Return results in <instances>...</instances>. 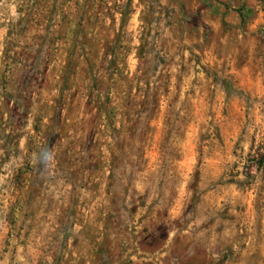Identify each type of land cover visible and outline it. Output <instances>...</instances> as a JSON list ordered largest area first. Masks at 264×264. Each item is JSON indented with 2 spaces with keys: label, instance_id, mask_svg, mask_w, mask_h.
<instances>
[{
  "label": "rangeland",
  "instance_id": "374dc122",
  "mask_svg": "<svg viewBox=\"0 0 264 264\" xmlns=\"http://www.w3.org/2000/svg\"><path fill=\"white\" fill-rule=\"evenodd\" d=\"M0 264H264V0H0Z\"/></svg>",
  "mask_w": 264,
  "mask_h": 264
},
{
  "label": "trees",
  "instance_id": "16d2710c",
  "mask_svg": "<svg viewBox=\"0 0 264 264\" xmlns=\"http://www.w3.org/2000/svg\"><path fill=\"white\" fill-rule=\"evenodd\" d=\"M258 161L261 163V157L258 159Z\"/></svg>",
  "mask_w": 264,
  "mask_h": 264
}]
</instances>
